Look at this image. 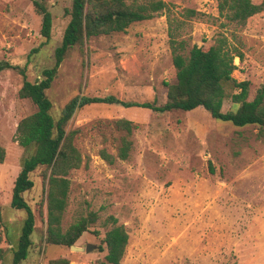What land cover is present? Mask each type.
Segmentation results:
<instances>
[{
    "label": "rangeland",
    "instance_id": "374dc122",
    "mask_svg": "<svg viewBox=\"0 0 264 264\" xmlns=\"http://www.w3.org/2000/svg\"><path fill=\"white\" fill-rule=\"evenodd\" d=\"M44 1L52 13L51 38L28 57L43 41L42 16L31 0H0V60L25 65L31 80L52 65L72 0ZM132 1L142 0H126ZM164 1L166 11L124 31L92 36L67 53L47 90L53 114L75 95L165 102L164 83L175 80L169 18L186 41V51L194 44L206 49L219 35L226 36L242 52L241 59L234 57L232 76L249 81L247 100L253 99L264 86V9L236 23L219 14L218 0ZM184 9L201 14L187 17ZM21 84L17 69L0 70L4 264H10L12 255L8 232L17 231L23 217L22 210L10 207L14 180L27 154L15 140L16 125L36 110L30 99L18 96ZM236 91L226 86L224 111L237 107L230 97ZM120 118L132 122L129 133L115 124ZM259 130L257 124L234 126L215 119L203 107L157 112L92 103L77 108L66 131H75L73 143L82 161L66 175L69 189L61 227L66 230L90 212L96 219L74 243L81 251L46 243L50 170L45 175L39 167L31 174L34 187L24 193L35 213V228L28 256L19 264H101L106 249L99 245L104 246L112 216L128 234L119 264H264V134ZM122 137L131 141L125 159L117 154ZM102 149L114 157L112 162L101 156Z\"/></svg>",
    "mask_w": 264,
    "mask_h": 264
},
{
    "label": "trees",
    "instance_id": "16d2710c",
    "mask_svg": "<svg viewBox=\"0 0 264 264\" xmlns=\"http://www.w3.org/2000/svg\"><path fill=\"white\" fill-rule=\"evenodd\" d=\"M31 1L35 10L42 16L40 34L43 41L31 49L28 57L50 40L52 27V13L45 1ZM217 8L219 14L229 21L244 23L247 18L264 9V1L256 3L253 0H218ZM167 9L164 0H142L131 3H127L126 0H72L70 8L66 10L69 19L64 27L61 41L54 48L53 63L41 69L40 77L28 79L25 65L20 66L0 60V70L14 68L22 75L18 96L30 99L36 106L34 112L18 121L15 130V140L27 150V154L22 159L12 187L10 207L22 210L23 217L17 231L16 229L12 231L10 228L8 232L12 253L10 264H19L24 260L32 245L35 213L25 199L24 193L34 187L35 182L31 174L39 167L44 168L45 175L46 171L50 170L46 195V243L70 247L96 219V214L90 212L87 216L78 217L66 230L63 231L61 227L69 189L66 175L82 161L81 154L73 143L75 131H66V124L77 108L92 103L137 106L157 112L203 107L213 118L230 122L234 126L257 124L260 127L259 135L264 134V86L258 89L253 99L247 100L249 81H236L232 76L236 67L234 57L238 56L241 59L242 52L224 35H219L206 49L194 44L186 51V41L178 37L177 25L170 18L168 36L175 80L172 83H164L167 86L165 102L157 104L154 100L123 101L114 95H75L65 102L58 114L52 113L53 103L47 95V90L51 87L60 64L71 49L76 46L81 47L84 41L92 36L124 31L131 23L151 18ZM183 14L191 17L201 13L194 9H184ZM227 85L238 89L230 95L237 107L234 110L224 111L222 105L226 97ZM115 124L125 129L127 133L133 128L132 122L125 118L116 120ZM130 144L129 139L121 138L118 157L127 158ZM100 154L107 161H113L114 157L105 149H102ZM4 155L5 150L0 146V163ZM110 218L113 225L104 233L102 238L104 246L99 245L100 250L106 249L101 264H119L128 240L124 226L116 224L115 217ZM0 219H2L1 206ZM0 260L4 264L1 248Z\"/></svg>",
    "mask_w": 264,
    "mask_h": 264
},
{
    "label": "water",
    "instance_id": "95a60500",
    "mask_svg": "<svg viewBox=\"0 0 264 264\" xmlns=\"http://www.w3.org/2000/svg\"><path fill=\"white\" fill-rule=\"evenodd\" d=\"M89 247H90L89 244H87L85 249L87 250V249H89ZM70 249H75V250L81 251L82 247L72 244V245H70Z\"/></svg>",
    "mask_w": 264,
    "mask_h": 264
}]
</instances>
